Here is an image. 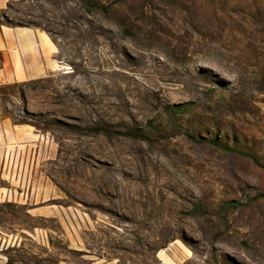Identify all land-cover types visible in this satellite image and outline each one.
<instances>
[{
    "label": "rangeland",
    "instance_id": "1",
    "mask_svg": "<svg viewBox=\"0 0 264 264\" xmlns=\"http://www.w3.org/2000/svg\"><path fill=\"white\" fill-rule=\"evenodd\" d=\"M0 20L56 45L0 115L47 140L76 214L72 235L0 202V264H264V169L223 148L264 164V0H19Z\"/></svg>",
    "mask_w": 264,
    "mask_h": 264
},
{
    "label": "crops",
    "instance_id": "2",
    "mask_svg": "<svg viewBox=\"0 0 264 264\" xmlns=\"http://www.w3.org/2000/svg\"><path fill=\"white\" fill-rule=\"evenodd\" d=\"M15 1L19 0H0V14ZM56 54V45L44 31L0 20V86L46 77L56 70ZM48 148L47 140L30 127L0 115V202L13 200L26 206L34 218L58 219L73 235L76 214L54 204L58 192L39 168L45 156L50 158ZM44 234V229L36 228L29 233L40 240Z\"/></svg>",
    "mask_w": 264,
    "mask_h": 264
},
{
    "label": "trees",
    "instance_id": "3",
    "mask_svg": "<svg viewBox=\"0 0 264 264\" xmlns=\"http://www.w3.org/2000/svg\"><path fill=\"white\" fill-rule=\"evenodd\" d=\"M4 24H6V25H8V26H18V25H15V24H13V23H10V22H6V23H4ZM20 26H25V25H20ZM27 27H29V26H27ZM187 105H189V104H187ZM185 106H186V105H185ZM181 107H183V106L178 105V106H173L172 108H173V109H180ZM190 137L193 138V139H195V140H199L198 138L196 139V138L193 137L192 135H190ZM209 142L212 143L213 145H217V143H216L214 140H212V139H211V140L209 139ZM223 148H225L226 150H228V151H230V152L237 153V154H241V155H243V156L248 157V158H249L254 164H256V165L259 166L260 168L264 169V164L261 163V162L259 161V159H258L256 156H254L253 154L246 153V152H243V151H239V150H236V149H234V148L227 147V146H223Z\"/></svg>",
    "mask_w": 264,
    "mask_h": 264
},
{
    "label": "bare ground",
    "instance_id": "4",
    "mask_svg": "<svg viewBox=\"0 0 264 264\" xmlns=\"http://www.w3.org/2000/svg\"><path fill=\"white\" fill-rule=\"evenodd\" d=\"M161 252H163V251H160L159 253L162 255V253ZM163 256V255H162ZM162 259H163V263L164 264H172L173 263V261L169 258V257H165V255L162 257Z\"/></svg>",
    "mask_w": 264,
    "mask_h": 264
}]
</instances>
